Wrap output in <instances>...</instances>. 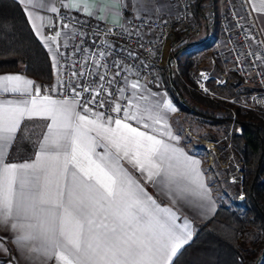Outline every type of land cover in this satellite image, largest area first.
Wrapping results in <instances>:
<instances>
[{"label":"snow or ice","instance_id":"1","mask_svg":"<svg viewBox=\"0 0 264 264\" xmlns=\"http://www.w3.org/2000/svg\"><path fill=\"white\" fill-rule=\"evenodd\" d=\"M70 3L77 8L83 4L87 11V0ZM260 5L254 10L264 12V0ZM137 87L131 84L132 89ZM0 94L14 97L0 99V226L21 233L16 243L26 246L39 240V247L29 251L54 257L57 264H172L192 237L190 224L186 220L177 224L176 214L158 205L121 164L126 161L148 182L165 188L176 182L172 160L182 158L184 166L195 171L198 161L127 123L147 118L161 124L159 112L145 117L151 109L135 104L132 112L123 109L122 119L105 120L103 113L90 112L85 105L84 112L90 115L81 114L79 101L41 97L38 87L33 95V81L19 75L0 76ZM112 110L122 111L119 105ZM34 118L50 121L35 158L8 162L22 122ZM161 134L176 139L170 132ZM196 176L192 182L202 190L197 195L208 199L198 172Z\"/></svg>","mask_w":264,"mask_h":264},{"label":"built area","instance_id":"2","mask_svg":"<svg viewBox=\"0 0 264 264\" xmlns=\"http://www.w3.org/2000/svg\"><path fill=\"white\" fill-rule=\"evenodd\" d=\"M171 1L175 11L169 17L131 16L118 26H106L76 11L59 8L52 24L46 27V36L53 41L55 50L51 61L52 96L79 101L81 109L86 105L90 112L103 113L105 119L123 118V109L130 111L131 107L130 81L157 85L168 63L171 74L190 90L212 101L264 113V39L248 0H222L221 11H205L206 26L217 28L219 38L208 55V68H198L191 85L180 74L177 51L199 35L201 25L191 12L193 0ZM221 63L226 65L214 74L213 69ZM235 76L243 86L255 91L226 97L209 87L210 83L226 86ZM85 88L89 91L85 92ZM94 95V102L89 103ZM116 105L121 112L112 110ZM228 127L231 132L233 122ZM234 131L240 133L241 126L236 125ZM225 151L227 162L233 160L231 166L225 165L229 168L227 179L242 189V161L234 155L230 143ZM242 197L241 192L238 200Z\"/></svg>","mask_w":264,"mask_h":264},{"label":"trees","instance_id":"3","mask_svg":"<svg viewBox=\"0 0 264 264\" xmlns=\"http://www.w3.org/2000/svg\"><path fill=\"white\" fill-rule=\"evenodd\" d=\"M193 16L199 21L205 36L209 28L204 21V13L213 9L212 0H193L190 5ZM211 40L201 39L187 42L178 52L189 55L190 60L179 62L181 76L191 80L189 70L193 65L192 54L207 49ZM163 85L153 89L167 91L172 101L183 113V122L195 125L210 124L219 127L221 146L230 143L236 156L242 161L244 200L229 203L218 201L215 213L206 221L195 225L190 242L179 250L172 264H244L243 256L247 254L246 243L252 240L260 247L253 250L254 257L247 264H264V113L259 110H246L225 105L204 97L190 90L178 78L171 74L168 63L163 66ZM219 73L218 68H214ZM20 72L36 83L50 86L52 79L51 62L45 47L34 36L21 5L14 0H0V73ZM210 87L215 93L226 97L238 96L255 91L243 86L239 77L226 86ZM231 111L234 112V118ZM257 111V112H256ZM233 122L229 132L228 125ZM241 126L236 133L234 127ZM23 127V126H22ZM22 138V140H21ZM205 138L216 140L217 134L207 133ZM24 135L16 138L10 151L9 159L17 153V146L28 144ZM34 151L25 153V157ZM3 261V260H2Z\"/></svg>","mask_w":264,"mask_h":264},{"label":"crops","instance_id":"4","mask_svg":"<svg viewBox=\"0 0 264 264\" xmlns=\"http://www.w3.org/2000/svg\"><path fill=\"white\" fill-rule=\"evenodd\" d=\"M14 1L21 5L23 13L34 36L47 50L50 62H53L55 59V50L53 47V41L46 36V27L52 24L54 14L61 7L76 11L84 17L99 21L106 26L121 25L126 18L137 15H146L149 17H169L173 15L175 11L171 0H87V11L85 10L83 4L79 8L71 6L70 0H33L32 3H26L25 0ZM212 2L214 9L218 12L221 11L223 1L212 0ZM248 2L264 39V12L254 10V6L256 8L261 6L260 0H248ZM52 8H55L56 11H51L50 9ZM218 38L219 35L217 28L209 29L207 36H205L203 31L200 32L199 35L192 37L188 42H196L201 39L211 40V45L207 49L192 54L193 63L196 61L197 55L202 52L206 53L208 56L209 50L212 48L213 43ZM177 56L178 61L181 63L185 62L186 60H190L191 58L184 52H178ZM220 65H217L216 67L218 69H222ZM3 75H19L27 80L33 81V95H35V89L38 87L40 89L41 97L48 96L53 100H64L52 96L53 90L51 86L40 85L23 73H0V76ZM132 83H137L138 87L136 89H132ZM129 91L131 106L130 112L135 110L132 105L139 104L142 108L151 109L150 113H144L145 117H147L149 114L159 112L163 120L161 124H152V121L147 118L140 122L136 120H129L127 123L131 124L133 127L139 128L141 131H146L151 135H156L159 139L164 140L172 148L181 150L184 155L191 158L192 160L198 161L199 163L195 166V171L193 172L189 171V169L184 166L182 158L179 160H172V170L176 174V182L170 185L168 188L163 187L159 183L148 182L144 175H142L137 169L133 168L126 161L122 160L121 164L126 169V171H128V173L141 185V187L144 188L145 192H147V194L156 201L158 205L163 208H168L176 214L178 217L176 220L177 224H183L186 220L190 224L193 236L195 225L200 224L210 218L215 213L218 206V198L216 197L217 194L214 192L210 184V176L206 173V170L203 166V159L200 156L201 154L196 150H192V148L185 143L184 139L182 138V134L175 130L168 109L164 107L166 94L164 91H162V89L158 90L150 88L144 82L130 81ZM145 97L147 99H143ZM12 98L14 97L11 94H0V99ZM156 105L159 107H155ZM77 111L81 112V114L90 115V113H85L84 110L79 106L77 107ZM90 118L94 117L90 116ZM47 123H50V121L40 118L23 121V127L21 126L20 130L18 131L17 137L18 135L20 137L25 135L29 142L26 145L19 147L17 146V153L11 154V157L16 158L21 156V158L10 160V151L16 142L15 140L7 157L8 162L19 163L29 159H34L35 152L38 148V141L42 139V133L46 131ZM144 123L151 124L152 127L144 128ZM163 123L167 124L168 127L166 129L163 128ZM153 129H155V131ZM167 132H170L172 136L176 137V139H171L168 135L161 134ZM31 150L34 151L32 155L25 157L24 154L27 152L30 153ZM103 151V148H97V152L102 153ZM178 155L179 153H177V156ZM164 167H168V162L165 163ZM197 172L199 173L198 182L203 183L207 189L209 194L208 199H201L199 195H197V193L202 191L197 187L196 183L192 182L193 180H197ZM159 179L160 177L156 178V180ZM20 234L21 233L12 231L10 226H0V264H57V261L54 257L46 258L40 253L29 251V249L33 246L39 247V240L26 242V246H21V244L16 243V237Z\"/></svg>","mask_w":264,"mask_h":264},{"label":"rangeland","instance_id":"5","mask_svg":"<svg viewBox=\"0 0 264 264\" xmlns=\"http://www.w3.org/2000/svg\"><path fill=\"white\" fill-rule=\"evenodd\" d=\"M212 29H215V28H212ZM201 32H203L202 28H201ZM211 51H212V48L209 50V53ZM207 58L208 56L206 55V53H203V52L197 55L196 61L194 62L193 65H191V68L189 70V74H190L192 81H189L186 77L182 76L186 84L191 85L193 83V77L198 68L200 67L208 68ZM225 65L226 64L221 63L220 67L224 68ZM213 73L217 74L215 73L214 69H213ZM162 85H163V74L161 75V80L157 83V85H154V86H158L159 88H161ZM147 86L150 87L149 85ZM162 91H164V93L166 94L165 104L170 105L171 109H175V111L168 109V112L170 114V117L172 118L173 126L175 130L182 134V138L184 139L185 143L188 146H190L192 150H196L197 152L201 154L200 156L203 159L202 160L203 166L206 170V173L210 176V180H211L210 184L214 192L217 194L216 197L218 198V201L220 202L222 201L224 203L230 204L234 198L233 194L237 202L243 201L244 193L242 189L239 188L238 184H232L227 179L229 168H226L225 165L227 163L228 166H231L233 163V160L229 159V163L227 162L226 151H225L227 144L225 147L221 146V138H219V131H218L219 127L215 125H210L207 123L201 124V125H195V122L194 123L192 122L190 124L188 123L187 120H185L186 122H183V116H184L183 113L180 112L179 108L172 101L167 91L164 88ZM207 133H215L217 134L218 138L214 141H211L208 138H205ZM209 143L213 145H208ZM211 150L215 151L216 154L213 155ZM233 153L236 156L234 151ZM241 192L243 193V197H242V200L239 201L238 196L240 195ZM245 246H246V249H248V252L246 255L243 256L242 260H244V264H247L249 259L251 257L253 258L255 255L253 253V250L258 249L260 245L254 244L252 240H249ZM259 264H262V263H259Z\"/></svg>","mask_w":264,"mask_h":264}]
</instances>
